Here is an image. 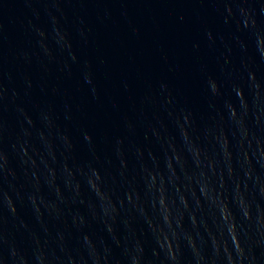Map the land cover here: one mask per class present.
Segmentation results:
<instances>
[{"label": "water", "instance_id": "water-1", "mask_svg": "<svg viewBox=\"0 0 264 264\" xmlns=\"http://www.w3.org/2000/svg\"><path fill=\"white\" fill-rule=\"evenodd\" d=\"M0 264H264V0H0Z\"/></svg>", "mask_w": 264, "mask_h": 264}]
</instances>
